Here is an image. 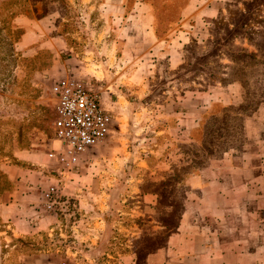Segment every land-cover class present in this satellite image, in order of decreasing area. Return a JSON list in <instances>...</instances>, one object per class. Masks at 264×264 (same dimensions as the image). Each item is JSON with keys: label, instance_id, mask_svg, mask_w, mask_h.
I'll use <instances>...</instances> for the list:
<instances>
[{"label": "rangeland", "instance_id": "1", "mask_svg": "<svg viewBox=\"0 0 264 264\" xmlns=\"http://www.w3.org/2000/svg\"><path fill=\"white\" fill-rule=\"evenodd\" d=\"M31 1V8L28 0L4 2L0 8V195L12 190L7 167L27 165L39 173L41 198L47 189L58 190L65 205L50 214L53 230L43 240L49 264L60 259L143 264L176 229L190 191L186 179L197 175L208 157L245 144L243 121L264 102V0H193L199 8L184 16V25L156 26L152 43H144L135 56H124L113 89L111 84L97 88L100 84L95 86L88 75L101 78L88 65L96 40H102L103 28L93 24L104 12L88 6V0ZM135 1L126 0L128 5ZM144 1L163 24L177 22L189 0ZM206 6L213 10L201 12ZM120 14L112 8L110 44L126 41V35L115 33ZM131 34L136 38L138 29ZM62 78L87 84L113 118L108 139L90 148L72 169L48 158L58 147L49 89ZM232 83L241 86L240 105L222 107L217 102L224 98L222 87ZM117 87L128 100L113 96L114 113L107 92ZM167 115L198 120L190 141L164 133L158 122ZM16 142L28 152V161L13 155ZM171 150L184 156L174 159ZM178 160L191 165H171ZM41 204L38 211L43 212Z\"/></svg>", "mask_w": 264, "mask_h": 264}, {"label": "crops", "instance_id": "2", "mask_svg": "<svg viewBox=\"0 0 264 264\" xmlns=\"http://www.w3.org/2000/svg\"><path fill=\"white\" fill-rule=\"evenodd\" d=\"M11 1L0 0V8L4 2ZM28 1L31 8L33 3ZM87 5L95 11L104 12L99 22L94 21L93 24L103 28L98 33L102 40L99 43L96 40L88 65L100 73V79L92 73L88 74L95 79V86L100 84L97 87L100 89L107 88L109 84L113 89L117 75L123 72L124 56H135L144 43H152L151 38H156V26H182L184 16L199 8L193 0H189L181 9L177 22L162 24L156 18L154 6L144 0H136L130 5L126 0H102L100 3L88 0ZM112 8L121 13L116 19L118 27L115 33L126 35V41L122 40V43L113 41L110 44L108 41ZM201 10L209 12L213 9L206 6ZM186 24L192 26L191 23ZM137 29L138 34L134 38L131 33ZM60 39L65 42V35ZM132 42L138 45L132 47ZM119 53L123 54V58L119 57ZM117 89L111 94L107 92L109 109L114 113H117L118 106L113 96L125 102L128 100V95L122 93L124 90L121 89L119 95ZM221 95L224 98L217 102L222 107H237L241 102L240 84L222 87ZM162 119L158 125L165 130L164 133L174 138L181 137L185 143L192 139L199 126L198 120L181 119L177 115L163 116ZM243 129V146L222 152L217 158L208 157V164L197 175L186 179L185 184L190 191L176 229L167 232L163 245L155 246L144 258L143 264H264V102L259 103L244 119ZM17 144L14 145L13 155L20 161H28V152L21 151ZM162 153L166 151L162 150ZM168 154L174 159L179 157L177 154L184 156L179 150H171ZM171 165L186 169L191 164L178 160ZM158 167L162 169L161 164ZM7 169L4 173L13 186L10 192L0 195V264H49L43 240L47 231L53 230L55 216L38 211L42 200L36 191L39 173L29 169L28 165L24 169ZM153 231L160 234L165 230ZM126 259L122 258L123 261Z\"/></svg>", "mask_w": 264, "mask_h": 264}, {"label": "built area", "instance_id": "3", "mask_svg": "<svg viewBox=\"0 0 264 264\" xmlns=\"http://www.w3.org/2000/svg\"><path fill=\"white\" fill-rule=\"evenodd\" d=\"M55 116L54 134L57 148L48 158L74 168L92 147L104 143L111 134L113 118L105 110L98 95L81 80L62 78L49 89ZM64 201L58 190L47 189L42 195V210L53 214L63 210ZM57 264H74L60 259Z\"/></svg>", "mask_w": 264, "mask_h": 264}, {"label": "trees", "instance_id": "4", "mask_svg": "<svg viewBox=\"0 0 264 264\" xmlns=\"http://www.w3.org/2000/svg\"><path fill=\"white\" fill-rule=\"evenodd\" d=\"M202 152H206V154H210V152L206 151L205 149L202 150ZM210 156V155H209ZM13 186V185H12Z\"/></svg>", "mask_w": 264, "mask_h": 264}]
</instances>
